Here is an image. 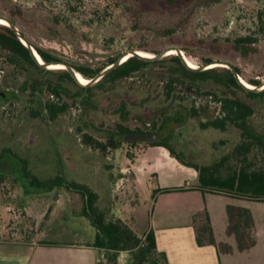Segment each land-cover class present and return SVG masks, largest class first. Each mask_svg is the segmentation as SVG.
<instances>
[{
    "label": "rangeland",
    "instance_id": "obj_1",
    "mask_svg": "<svg viewBox=\"0 0 264 264\" xmlns=\"http://www.w3.org/2000/svg\"><path fill=\"white\" fill-rule=\"evenodd\" d=\"M206 3L205 0H0V15H12L31 43L53 50L70 63L99 66L110 56L132 49L151 54L154 53L151 50L159 52L172 46L182 49L186 45L192 52L188 57L196 65L203 64L205 56H212V60H227L238 66L246 81L250 78L264 81V19L261 20L264 0ZM14 4L22 13L16 12ZM247 34L257 40L252 44L256 51L246 57L223 42L225 37ZM215 38L219 39L218 46L212 48ZM172 65L170 60L149 63L129 77L86 92L57 73L37 69L28 62L12 63L7 51L0 47V92L8 95L0 96V208L9 203L18 205L13 200L16 194L33 190L22 174L21 166L25 163L40 178L62 173L68 180L85 183L98 193V205L109 207L113 218L120 209L126 222L128 216L135 217L140 212L142 228L133 230L142 235L151 211V193L139 190L136 198L133 196L126 165L127 158L134 156V147L146 143L126 141L118 148L103 151L87 142L85 135L106 142L119 124L149 130L158 127L180 104L206 106L202 114L219 115V103L208 92L222 93L226 89L206 80L199 82L200 88L191 89L187 83L169 88L166 84ZM55 84L65 88L60 95L50 88ZM237 95L254 105L250 121L264 132V96L251 98L241 92ZM48 103L65 107L53 118ZM201 120L205 119L200 115L188 118L182 125L168 123L163 135L189 161L209 164L231 154L242 139L240 129L233 124L224 130L202 128ZM129 139L125 136V140ZM248 156L257 166L264 167V148L256 147ZM230 159L231 163H238L239 158ZM222 169L226 172L227 166ZM158 187L156 181L155 188ZM34 191L36 194L27 198L30 210L43 208L50 214L55 209L48 220L38 224H41L39 236L61 241L90 237L89 219L85 216L74 219L73 206L68 208V203H72L69 190L59 186L51 191ZM77 196L82 202V197ZM213 196L210 206L216 231L223 217L218 214L219 209L230 203L249 207L261 231L255 248L225 254L222 263L264 264V201ZM131 201L139 206V211L132 209L136 207ZM61 214L68 218L63 219ZM102 252L99 264H112L108 260L111 251L102 249ZM130 257L128 250H121L114 264H130Z\"/></svg>",
    "mask_w": 264,
    "mask_h": 264
},
{
    "label": "trees",
    "instance_id": "obj_2",
    "mask_svg": "<svg viewBox=\"0 0 264 264\" xmlns=\"http://www.w3.org/2000/svg\"><path fill=\"white\" fill-rule=\"evenodd\" d=\"M174 2L175 0H167ZM208 4L218 0H205ZM206 3V4H207ZM17 13H22L20 7L13 5ZM11 20H15L12 15H7ZM264 17H261L263 20ZM56 22L60 20L54 18ZM1 24V23H0ZM171 31V30H167ZM256 37L252 34L240 35L234 38L225 37L223 42L226 47L232 48L242 57L248 56L256 51L252 46L256 41ZM211 47L218 46V38H215ZM36 51L45 61H64L53 50L47 49L38 44L32 43ZM0 47L7 51L8 59L15 64L20 62H28L30 66L48 73L59 74L61 77L69 79L75 83L82 91H90L93 88H102L106 83H114L120 79L131 76L140 68L149 63H156L164 60H170L173 65L170 66V74L168 75L167 86L172 88L176 83H187L193 89L195 86L200 88L201 80L210 81L216 84L221 90L226 89L227 92L218 93L209 91L213 96L214 101L219 103V115H205L202 111H206V106H186L180 104L175 112L166 116L162 123L149 130L141 128L130 129L129 127L119 124L118 130L112 132L106 142L94 139L90 135H85L87 142L93 144L95 148L105 151L108 147L118 148L122 142L132 141V143L145 142L151 145H163L170 153L182 163L192 166L199 172V186L203 189L214 193H225L236 198H245L255 201H264V167L257 166L254 160L248 156L256 147L264 148V132L257 130L251 123L250 117L255 112V107L240 96L238 92L244 93L246 96L255 98L264 96V88L261 90H250L242 86L231 69L225 66H212L206 69H195L187 66L182 59L175 53L171 56H164L155 60H146L138 56H129L118 66L107 72L98 82L92 85H81L74 80L72 75L66 70H55L54 68H44L37 64L34 60L29 48L23 44L15 32L6 24L0 25ZM186 56H190L192 52L185 45L182 47ZM151 52H156L151 50ZM118 55H112L108 60L99 66H90L84 64L70 63L79 73L86 78H91L96 75L105 66L111 64L117 59ZM189 58V57H188ZM212 60V56H205L203 63ZM237 67L240 75L241 69ZM36 81V80H35ZM37 82V81H36ZM35 82V83H36ZM247 82L258 85L261 81L257 78L247 79ZM26 83L22 86L26 89ZM52 90L60 95L63 86L55 84L51 86ZM213 94V95H212ZM50 108L51 117H55L59 110H63L65 106L55 107L54 103L46 104ZM122 110L125 109V102H122ZM202 116L205 120L200 121L202 128L209 126L224 130L227 125L233 124L241 131L242 139L235 145L233 151L229 155H225L219 160L209 164L189 161L179 153L165 136H161L152 141H135L125 140V136H130L136 133H148L162 131L168 123L182 125L186 120L193 116ZM130 156V155H129ZM231 156H237L238 163H231ZM227 163L229 165H227ZM227 166L226 172H223V167ZM22 174L28 179V182L33 187V190L49 191L55 187L63 186L72 192L73 210L81 207L80 214L87 217L91 224L96 229V235L93 242L94 246L101 249L111 251L108 254L110 263H116L119 251L128 250L131 254L130 264H168L165 252L159 251L156 244V237L153 229H150L144 236H138L132 227L119 217L113 218L109 215V207L106 209L98 205V193L91 189L85 183L75 180H68L62 173H57L48 178H40L31 173L27 165L22 164ZM77 195L82 197V202L77 200ZM227 214L229 223L227 233L235 236L236 248L240 251L246 250L256 243V228L253 214L250 208L242 205L228 204ZM197 240L199 244L215 243L212 228L209 219L201 224L197 229ZM218 247L221 251L230 252L232 247L227 243H219Z\"/></svg>",
    "mask_w": 264,
    "mask_h": 264
},
{
    "label": "crops",
    "instance_id": "obj_3",
    "mask_svg": "<svg viewBox=\"0 0 264 264\" xmlns=\"http://www.w3.org/2000/svg\"><path fill=\"white\" fill-rule=\"evenodd\" d=\"M140 147V151L135 156L127 158L126 165L133 196L136 198L139 190H143L145 194L151 193V211L148 210L147 224L143 227L140 236L153 229L157 248L165 252L168 264H223L225 254L249 251L258 245L261 231L251 209L255 221L256 243L240 251L236 248L235 236L227 233L228 204L223 206V210L219 209L218 214L223 217L218 231L214 225L213 210L210 206V202L214 200L213 195L228 194L214 193L200 187L197 169L179 161L165 146L141 144ZM155 180L159 183L158 188H155ZM34 193V190L17 193L13 200L18 205L9 203L0 208V222L14 220L20 227L18 238L0 237V264H99L103 252L101 248L93 245L96 229L92 224L87 226L90 237L81 240L61 241L39 236L41 224L39 226L38 224L48 220V216L55 209L50 208L49 212L52 210L50 214L45 213L46 209L43 208L30 210L26 205L27 198ZM58 197L59 195H56V202L59 203ZM70 197L72 198V192ZM131 204L135 206L132 201ZM69 207L71 209V204L68 203ZM135 207L132 209L139 211V206ZM71 211L74 219L83 217L80 214L81 207L76 210L72 207ZM121 211L120 209L117 217L124 220ZM60 217L68 218L63 214ZM207 218L210 219L215 243L199 244L197 229ZM126 220L133 226L130 225L132 229L142 228L140 212L135 213V217L128 216ZM58 225L60 228L61 224ZM221 242L229 244L232 250L221 251L218 247Z\"/></svg>",
    "mask_w": 264,
    "mask_h": 264
},
{
    "label": "water",
    "instance_id": "obj_4",
    "mask_svg": "<svg viewBox=\"0 0 264 264\" xmlns=\"http://www.w3.org/2000/svg\"><path fill=\"white\" fill-rule=\"evenodd\" d=\"M1 18L5 19L7 21V26H9L14 32L15 34L19 37V39L23 42V44H25L34 60L37 62L38 65H40L41 67H46V68H50L49 65L50 64H62L64 65V69H66L71 75L72 77L74 78V80L76 82H78L79 84L81 85H92L96 82H98L107 72H109L111 69L115 68L116 66H118L121 62H123V58L125 55H129V56H138L140 58H143V59H146V60H155V59H159V58H162L164 56H166V52L171 50V49H174L175 50V54H177L181 59L182 61L187 65V61L184 57V54H183V49H181L180 47H177V46H172V47H169V48H165L159 52H155V53H152V56H146L144 54H141L138 50H129L127 52H124L122 54H120L117 59L112 62L111 64L105 66L103 69H101L96 75H94L93 77L91 78H87L88 81L86 83H83L79 80V78L77 77V70L71 65L69 64L68 62H64V61H45L42 59L39 60V58L37 57L35 51L36 49L34 48V46L32 45L31 41L27 38V36H25L21 30L18 28L17 24L9 19L8 17L6 16H2L0 15ZM128 56V57H129ZM210 64H215L214 66H225V67H228L229 69H231V71L233 72L234 76L236 77V79L238 80V82L244 86L246 89H250V90H261L264 88V81H261L258 85H253L252 87L250 86H247L243 80L241 79V75L239 73V71L237 70V67L232 64L231 62L227 61V60H222V59H215V60H211V61H208V62H204L203 64L201 65H197L196 67H191V68H195V69H206L208 67H212V66H208ZM161 135H163V131H155V132H148V133H136V134H133V135H130V139L129 140H135V141H152V140H155L157 138H159Z\"/></svg>",
    "mask_w": 264,
    "mask_h": 264
},
{
    "label": "bare ground",
    "instance_id": "obj_5",
    "mask_svg": "<svg viewBox=\"0 0 264 264\" xmlns=\"http://www.w3.org/2000/svg\"><path fill=\"white\" fill-rule=\"evenodd\" d=\"M0 23H4V24H8L7 23V21L5 20V19H3V18H1L0 17ZM141 54H144V55H146V56H152V53L150 54L149 52H143L142 50H138ZM35 53H36V55H37V57L39 58V60L41 59V56L39 55V53L37 52V51H35ZM168 53H175V50L174 49H171V50H169V51H167L166 52V54H168ZM183 54H184V57H185V59H186V61H187V63H188V65L189 66H191V67H196L197 65L195 64V63H193L189 58H187V56H186V54L184 53V51H183ZM128 56L129 55H125L124 56V58L122 59L123 61L124 60H126L127 58H128ZM215 64H210V65H208V66H214ZM49 67L50 68H64V65H62V64H59V63H57V64H50L49 65ZM77 77L79 78V80L81 81V82H83V83H86L87 81H88V79L85 77H83L82 76V74L81 73H79L78 71H77ZM241 79L243 80V82L247 85V86H250V87H252L253 85L251 84V83H249V82H247L244 78H242L241 77Z\"/></svg>",
    "mask_w": 264,
    "mask_h": 264
},
{
    "label": "built area",
    "instance_id": "obj_6",
    "mask_svg": "<svg viewBox=\"0 0 264 264\" xmlns=\"http://www.w3.org/2000/svg\"><path fill=\"white\" fill-rule=\"evenodd\" d=\"M140 146L134 147V156L140 151ZM20 227L14 220L0 222V237L18 238Z\"/></svg>",
    "mask_w": 264,
    "mask_h": 264
},
{
    "label": "flooded vegetation",
    "instance_id": "obj_7",
    "mask_svg": "<svg viewBox=\"0 0 264 264\" xmlns=\"http://www.w3.org/2000/svg\"><path fill=\"white\" fill-rule=\"evenodd\" d=\"M1 24H4V23H1ZM83 76V75H82ZM84 77V76H83ZM85 78V77H84ZM8 96L7 94H5L4 92H0V96ZM164 136V135H163Z\"/></svg>",
    "mask_w": 264,
    "mask_h": 264
}]
</instances>
